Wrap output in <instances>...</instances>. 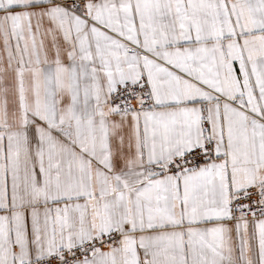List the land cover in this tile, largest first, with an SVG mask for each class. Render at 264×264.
<instances>
[{"label": "snow or ice", "instance_id": "snow-or-ice-1", "mask_svg": "<svg viewBox=\"0 0 264 264\" xmlns=\"http://www.w3.org/2000/svg\"><path fill=\"white\" fill-rule=\"evenodd\" d=\"M0 264H264V0H0Z\"/></svg>", "mask_w": 264, "mask_h": 264}]
</instances>
